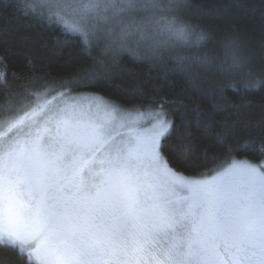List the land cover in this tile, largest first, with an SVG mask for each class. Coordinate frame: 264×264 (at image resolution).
<instances>
[{"label": "snow or ice", "instance_id": "1", "mask_svg": "<svg viewBox=\"0 0 264 264\" xmlns=\"http://www.w3.org/2000/svg\"><path fill=\"white\" fill-rule=\"evenodd\" d=\"M16 3L25 17L78 37L86 50L104 40L105 51L126 50L138 60L213 39L211 29L183 17L189 0H43L47 11L39 13L31 0ZM249 44L233 27L222 58L177 55L173 70L198 88L196 66H215L259 91L264 73L249 65L264 58V35ZM11 54L0 52V247L27 264H264V159L236 158L253 146L264 157V103L244 96L233 102L213 85L211 110L139 88L141 102L125 108L89 91L103 78L96 70L53 76L36 68L30 52V74H13L23 80L15 86L7 80ZM125 121L140 131L127 135ZM241 128L255 134L236 143ZM208 131L223 149L204 152L212 175L182 178L172 165L188 166L194 134ZM177 191L187 195L177 199Z\"/></svg>", "mask_w": 264, "mask_h": 264}, {"label": "trees", "instance_id": "2", "mask_svg": "<svg viewBox=\"0 0 264 264\" xmlns=\"http://www.w3.org/2000/svg\"><path fill=\"white\" fill-rule=\"evenodd\" d=\"M36 12H44L43 0H31ZM192 7L184 10L182 15L194 25H200L212 30L213 39L201 42L199 45L177 46L165 50L160 60H138L128 51H105L106 41L93 44L90 49H84L79 38L65 35L55 25L47 26L39 16L25 17L17 6L16 0H0V52L11 49L12 54L7 61V80L18 86L23 82L13 80V74L23 77L30 74L25 67V53L35 57L36 68L40 72L53 76L68 74L77 67H88L96 70L103 77L98 86L89 89L97 94L110 98L125 108L131 105L127 102L140 103L134 89H141L146 95L158 91L160 96L168 100H183L185 104L197 103L202 108L211 110L212 100L208 90L213 85L223 86L224 94L233 102H238L242 96L250 97L257 105L264 103V85L259 91L245 89L241 75L238 72L224 73L217 67L196 66L195 77L199 84L193 88L184 73L173 70L175 56H195L216 54L223 57L222 40L224 34L233 27L239 30L250 41L249 46L258 45L264 35V0H189ZM202 5V7H196ZM249 67L258 73H264V58L257 56ZM236 84L235 90L230 86ZM173 119L180 122L179 113L174 109ZM230 111V110H229ZM253 119H258L261 113L259 107L250 110ZM191 115V113H189ZM255 134V130L239 129L236 143ZM195 152L190 157L188 166L173 168L187 176H199L208 172L214 165L204 160V152L209 154L223 151L211 131L194 134ZM259 141H257V144ZM237 159L247 158L252 163L264 159L256 146L246 152H237ZM0 264H27L26 257L18 256L11 247H0ZM35 264V263H34Z\"/></svg>", "mask_w": 264, "mask_h": 264}, {"label": "rangeland", "instance_id": "3", "mask_svg": "<svg viewBox=\"0 0 264 264\" xmlns=\"http://www.w3.org/2000/svg\"><path fill=\"white\" fill-rule=\"evenodd\" d=\"M100 95V94H99ZM50 102H51V105L52 106H55L57 104L60 103V100L58 98H54V94H53V97H50ZM105 119H111L110 116H105L104 117ZM126 123H128L129 127L128 128H125V129H122V131H124L127 135H131V136H135L137 134V132L140 131L139 127L137 126V124L133 123L132 121H125ZM142 123V121H141ZM180 174V176L182 178H196V179H202V178H210V176L212 175V173L210 171H208V176L207 177H202L201 175L199 176H187V175H184L180 172H178ZM187 195V193H184V192H180V191H177L175 193V197L177 199H180L181 197ZM35 264H38V262H35Z\"/></svg>", "mask_w": 264, "mask_h": 264}]
</instances>
